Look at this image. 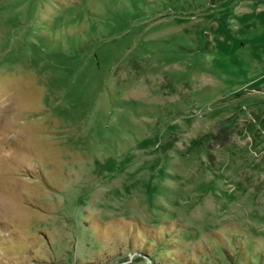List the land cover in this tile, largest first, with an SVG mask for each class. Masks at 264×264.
Segmentation results:
<instances>
[{
    "label": "rangeland",
    "instance_id": "1",
    "mask_svg": "<svg viewBox=\"0 0 264 264\" xmlns=\"http://www.w3.org/2000/svg\"><path fill=\"white\" fill-rule=\"evenodd\" d=\"M0 264H264V0H0Z\"/></svg>",
    "mask_w": 264,
    "mask_h": 264
}]
</instances>
